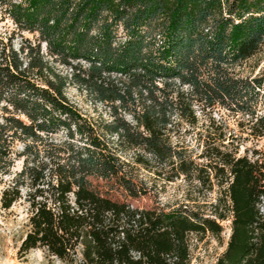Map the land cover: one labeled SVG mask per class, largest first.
Instances as JSON below:
<instances>
[{
  "label": "trees",
  "instance_id": "1",
  "mask_svg": "<svg viewBox=\"0 0 264 264\" xmlns=\"http://www.w3.org/2000/svg\"><path fill=\"white\" fill-rule=\"evenodd\" d=\"M0 3L19 31L38 34L19 48L0 42V185L24 162L0 202L10 209L28 187L21 253L42 248L65 264H191V234L221 235L228 214L134 205L145 189L123 156L141 147L171 177L227 183L231 232L215 264H264V152L210 145L197 163L171 140L182 122H198L197 108L215 107L248 116L251 133L264 136V73L234 71L263 50L264 0ZM72 85L111 118L85 116Z\"/></svg>",
  "mask_w": 264,
  "mask_h": 264
},
{
  "label": "rangeland",
  "instance_id": "2",
  "mask_svg": "<svg viewBox=\"0 0 264 264\" xmlns=\"http://www.w3.org/2000/svg\"><path fill=\"white\" fill-rule=\"evenodd\" d=\"M5 9L0 3V42H11L19 48L27 38L35 41L38 34L19 31ZM43 48L46 51L47 46L44 44ZM234 71L243 77L263 74L264 47L257 55L237 64ZM67 93L85 116L92 119H98L100 115L107 119L111 118L107 104L94 102L77 86H70ZM197 114L196 124L182 122L178 130L172 133L171 138L174 146L185 149L197 163L205 162L201 156L210 145L224 144L222 147L224 150L238 151L239 155L248 154L250 157H254L256 149L264 152V136L257 137L251 133L248 116L235 114L222 107L208 108L205 111L197 108ZM128 118L131 119L130 116ZM23 147V144H20L18 149L22 150ZM123 159L129 162L128 168L132 170L135 180L145 189V194L142 196L129 199L134 205L147 209L166 210L187 207L189 210L212 217H216V214L222 211L228 214V219L223 222L224 230L221 235L211 231H207L204 235L191 234V264H215L225 250L231 232V212H229L231 203L226 193L227 183L222 185L214 175H211V182H203L185 174L171 177L174 174L171 166L161 163L141 147L131 148L124 154ZM23 163L22 159L18 160L12 172L3 176L0 198L2 190L13 181L14 176L22 169ZM98 182L103 190H109L114 198L126 197L123 190L117 186L113 187L107 180L100 179ZM27 193L28 187H23L22 197L10 209L2 208L0 202V264H65L42 248L32 249L26 254L20 252L23 238L29 229L30 204L27 201Z\"/></svg>",
  "mask_w": 264,
  "mask_h": 264
}]
</instances>
